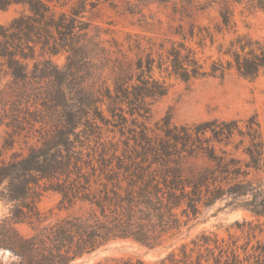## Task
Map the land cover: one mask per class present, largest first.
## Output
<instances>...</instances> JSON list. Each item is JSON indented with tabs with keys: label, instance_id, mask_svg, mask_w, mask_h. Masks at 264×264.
Instances as JSON below:
<instances>
[{
	"label": "trees",
	"instance_id": "1",
	"mask_svg": "<svg viewBox=\"0 0 264 264\" xmlns=\"http://www.w3.org/2000/svg\"><path fill=\"white\" fill-rule=\"evenodd\" d=\"M111 1L0 0V11L21 8L0 24V106H35L32 121L42 130L27 153L0 160V198L11 205L0 220V251L10 252L9 264H75L110 242L130 240L168 251L153 260L128 256L105 264H264L258 240L249 251L250 241L238 245L234 236L202 232L176 245L201 208L219 200L264 216L257 118L175 124L165 117L155 129L147 121L172 78L191 83L235 71L256 80L264 73V37L239 33L229 0H222L215 31L180 24L179 39L151 41L145 52L131 33L123 40L90 33L88 13ZM231 1L264 11V0ZM224 32L234 36L218 45L219 57L202 61L190 41L198 37L204 49L206 38L213 45ZM57 56H64L62 65ZM1 108L0 126L13 127L16 113ZM201 157L209 164L192 162ZM251 171L260 176L250 178ZM47 190L59 195L49 214L37 204ZM55 209L57 217L45 223ZM18 224L31 233L23 235Z\"/></svg>",
	"mask_w": 264,
	"mask_h": 264
},
{
	"label": "rangeland",
	"instance_id": "2",
	"mask_svg": "<svg viewBox=\"0 0 264 264\" xmlns=\"http://www.w3.org/2000/svg\"><path fill=\"white\" fill-rule=\"evenodd\" d=\"M228 3L239 33L247 34L254 39L264 37V11L246 3H236L231 0ZM221 5L222 0H170L169 2L112 0L88 13L91 23L90 33L94 34L97 30H101L104 39L116 36L120 40L125 38L126 33H131L142 40L143 46L146 47L145 52H147L151 41L159 43L162 40L179 39L176 30L180 24L189 29L190 23H194L196 32L199 30L197 28L205 26L215 31L220 20ZM186 9L189 16L181 13ZM20 10L19 6H12L6 11H0V24L8 23ZM105 31L108 33L105 34ZM203 33L208 34L206 31ZM233 36V32L216 33V42L212 45L210 37L206 38L204 49L196 44L198 37L190 41V44L199 50L202 61L208 63L219 57L218 45L227 44ZM54 60L62 65L65 58L57 56ZM8 81L9 77L5 76L3 83ZM169 82L171 83L169 92L154 103L147 119L153 129L165 117L170 118L175 124H192L213 118L245 120L255 116L264 136V73L254 81L239 77L235 71H231L224 79L209 77L185 83L172 78ZM3 103V107L9 111L7 114L16 113L18 119L16 124L12 123L13 127L6 123L0 126V160H8L13 154H25L31 145L40 143L42 130L38 129L40 127L38 123L33 124L32 121L36 117L33 114L34 111L36 112L35 106L19 103L14 105L15 110H13L9 101ZM4 108H1V112H4ZM5 120V122L10 121L9 115ZM233 147V145L229 146L228 150H232ZM236 155L242 156L240 151ZM192 162L199 166L209 164L202 157L194 158ZM260 174L263 175V173ZM255 176L260 175L251 171L250 178ZM228 200L234 201L231 198ZM58 201L59 195L47 190L43 191L37 204L43 213L49 214V210L56 206ZM226 202L227 200H219L212 206L202 207L200 215L194 220L190 230L184 232L183 239L176 242V245L188 242L202 232H213L226 240L234 236L238 239V245H245L250 241L249 251L257 240L264 243V216H253L247 210L235 208L232 204L226 205ZM10 207V204L0 198V220L8 216ZM53 212L52 217L45 223L57 217L58 211L55 209ZM249 224L255 227L254 233L251 231L249 233ZM16 227L23 235L31 233V229L25 224H18ZM167 251L161 247L147 248L130 240L113 241L77 260L75 264H97L99 262L105 264L113 258L128 256H142L153 260ZM240 252L243 255L241 249ZM9 261L10 252L1 250L0 262L9 264Z\"/></svg>",
	"mask_w": 264,
	"mask_h": 264
}]
</instances>
